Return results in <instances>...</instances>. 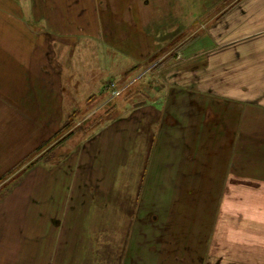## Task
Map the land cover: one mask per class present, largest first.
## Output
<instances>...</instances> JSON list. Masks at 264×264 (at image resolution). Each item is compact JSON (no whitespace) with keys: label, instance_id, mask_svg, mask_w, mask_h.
Returning <instances> with one entry per match:
<instances>
[{"label":"crops","instance_id":"crops-1","mask_svg":"<svg viewBox=\"0 0 264 264\" xmlns=\"http://www.w3.org/2000/svg\"><path fill=\"white\" fill-rule=\"evenodd\" d=\"M84 1L52 0L54 10L61 9L63 3L67 10H71L72 6L76 7ZM89 2L94 22L86 23L87 27H84L77 17L80 19L86 9L80 8L74 14L75 18L50 23V30L42 33L44 43L49 41L46 37L49 33L60 40L68 39L76 46L84 37L83 29H88L90 25L92 33L85 37L96 34V39L107 38L108 42L128 40L131 32L126 34L125 28L131 30L136 25L139 43L145 41L141 38L146 37V31L139 22H130V12L127 11L131 10V0H126L124 6H119L118 0ZM178 6L177 2L172 6L174 11ZM123 9L124 12L119 13ZM221 12L218 18L201 22L195 35L187 39V43L193 40L192 46L186 43V54L180 52L178 56V60L185 62L170 73L171 91L176 99L171 116L159 109L153 124L149 125L152 128L154 123L155 127L156 123L160 124L158 134L164 132L165 137L172 138L171 145H167L163 140L165 137L162 140L160 137L158 147L162 146L160 151L165 153V158H162L165 167L160 171L157 169L159 174L155 186H186L183 183H187L190 188L202 187L204 208L196 214L201 215L202 225L194 221L200 217L191 216L193 221L187 228V234L192 239L183 248L186 254L174 253L171 259L175 264H264V0H235ZM0 17L3 21V16ZM64 22H67V27ZM142 24L147 26L146 22ZM32 27V22H0V44L6 49L0 47V107L4 108L3 92H9L6 95L10 97L7 109L14 107L16 116L21 115L27 122L41 121L50 126L53 110L56 107L61 110L67 105L64 89L68 83L59 79L61 73L57 67H43L38 53V59L34 60L33 51L20 50L21 42L30 44L42 40L36 29L31 30L34 29ZM59 42L50 41L60 45ZM69 43L65 46H70ZM42 50L46 49L43 47ZM145 50L138 52V57L143 56ZM66 51L65 48L58 50V61ZM69 56L70 67V61L76 60V57L72 52ZM68 58L66 56L65 61ZM107 129L88 142L79 144L80 149H76L72 161V179L67 180L69 176L65 166L62 168L47 163L32 169L34 172L38 169L47 172L45 176H52L54 171L67 174L66 178H48L54 188L51 194H18L16 187L0 199V212L5 210L11 214L14 207L15 214L21 210L24 213L22 218H27V228L29 225L32 228L31 242L29 231H26L27 244H36V236L44 238V264H56L54 257L57 254V264H90L94 258L90 252L97 248L81 243L83 228L89 227L84 221L90 217L96 204L101 211H107L109 201L104 197L106 191L102 193L99 190L104 197L99 199L97 194L83 193V188L100 186L98 182L101 178L94 181L96 173L93 174L89 165H93L98 156L91 154L92 147L98 154L101 153L100 146L94 142ZM155 136L151 141L157 139ZM184 144L191 150L184 151ZM165 147L168 150L163 152ZM143 174L140 176L142 182L148 176L143 177ZM31 180L35 182V178L23 179L25 185ZM34 182L31 183L35 186ZM199 195L196 193L197 197ZM163 199H158L159 203L172 202L174 198ZM23 201L32 205L26 209ZM125 202L130 206V198H115L112 202L118 204L113 207L117 218L130 217L131 210L124 205ZM215 204L217 207L212 212ZM6 218H11V215ZM36 223H39L40 229H36ZM24 233L22 230L14 232L10 250L18 249V237ZM177 243L179 245L180 240L177 239ZM125 245L128 247V242ZM27 250L33 252L35 248ZM122 264H130L124 252Z\"/></svg>","mask_w":264,"mask_h":264},{"label":"rangeland","instance_id":"rangeland-1","mask_svg":"<svg viewBox=\"0 0 264 264\" xmlns=\"http://www.w3.org/2000/svg\"><path fill=\"white\" fill-rule=\"evenodd\" d=\"M118 1L119 6H124L126 2ZM233 1L235 0H131V10L127 11L130 12V22H139L146 31V37L141 38L144 42L139 43L136 25L131 30L125 28L126 34L131 32L128 40L115 39L114 42H108L107 38L96 39V34L94 37H85L92 33L93 27L90 25L88 29H83L84 37L75 46L72 41L69 43L65 38L60 40L49 33H46L49 41L44 43L45 36L42 33L50 30L52 22L75 18L74 14L80 8L86 9V12L84 10L82 17L77 19L87 27L86 23L94 22L89 0L76 7L72 6L71 10H67L65 3L61 9L58 7L54 10L52 0H0V16L4 19L2 21L0 17V22H32L34 29L31 30L36 29V34L42 38L41 41L30 44L21 42L20 50L33 51L34 60L39 57L45 68L57 67L61 73L59 79L68 83L64 89L67 105L61 107V110L57 107L53 110L50 126L41 121L27 122L21 115L16 116L14 107L6 108L10 99L6 95L9 92H3L4 108L0 107V199L16 187L18 194H51L54 188L50 186L51 180L48 178H66L67 174L54 171L52 176H45L47 172L43 173L41 169L34 172L32 169L47 163L65 166L69 176L67 180L72 179V161L76 151L80 149L79 144L82 141L88 142L97 133L108 128L94 142L96 146H100L101 153L98 154L96 148L92 147L91 154L98 156L93 165H89L93 168V174L96 173L94 181L101 178L103 182L99 180V188H83V193L97 194L99 199L107 197L109 201L107 211H101L96 204L90 217L84 221L89 227L83 228L81 243H89L97 248L90 252L94 255L90 264H122L123 252L126 259L129 257L130 264H175L172 260L174 253L186 254L183 248L192 239L187 234V228L193 221L191 216L200 217L194 221L202 225L201 215H196L204 208L202 187L190 188L187 183H183L186 186H168L166 182L167 186H155L159 174L157 169L165 167L162 160L165 153H161L162 146L158 147L160 137L162 140L165 136L164 132L162 135L158 134L160 124L156 123L155 127L154 123L152 128L149 125L153 124L159 109L171 116L175 103L173 101L176 99L171 91L170 73L185 62L178 60V56L180 52L182 55L186 54L187 39L195 35L201 22L218 18L221 11ZM176 2L179 8L174 11L172 6ZM123 12L124 9L119 13ZM142 22H146L147 26ZM64 23L66 26L67 22ZM54 40L61 44L50 43ZM67 43L70 46H65ZM192 43L193 40H190L187 45L192 46ZM0 47L6 50L2 43ZM43 47L46 50H42ZM64 48L68 50L65 53L69 58L65 61L64 53L58 61V50ZM145 48L144 55L138 57V52L142 53ZM71 52L76 60L70 61L69 67ZM153 136L157 139L151 141ZM163 140L171 145L172 138L166 136ZM184 145V151L191 150ZM199 146L202 148L201 143ZM165 150H168L167 147L163 152ZM83 165L86 167V163ZM141 174L143 177L148 175L143 182L140 181ZM27 177L35 178V182L31 180L25 185L23 179ZM99 190L102 193L103 190L106 191V196L103 197ZM196 193L200 195L197 197ZM172 197V202L158 201L165 200L163 198L170 200ZM115 198H130V206L124 203L131 210L128 219L117 218L113 207L118 204L112 203ZM23 203L26 209L32 205L30 202ZM39 207L41 209V205ZM215 207L217 204L212 212ZM8 215L11 218L7 219ZM23 216L21 210L15 214L14 207L11 214L5 210L0 212V264H44L46 252L42 248L45 247V240L36 236V244H27L26 231H29L31 242L32 228L30 225L27 228V218H22ZM38 224L36 223V229H40ZM17 230L25 233L18 237V249L10 250ZM180 232L185 233L178 234ZM177 239L180 240L179 245ZM127 242L128 247L124 246ZM30 247L35 250H27ZM55 261L57 264L58 254L54 257Z\"/></svg>","mask_w":264,"mask_h":264}]
</instances>
